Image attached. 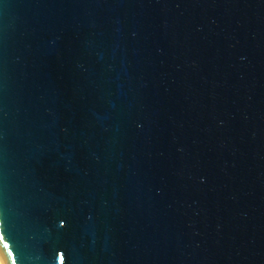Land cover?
I'll use <instances>...</instances> for the list:
<instances>
[{"label":"water","instance_id":"95a60500","mask_svg":"<svg viewBox=\"0 0 264 264\" xmlns=\"http://www.w3.org/2000/svg\"><path fill=\"white\" fill-rule=\"evenodd\" d=\"M0 264H264V0H0Z\"/></svg>","mask_w":264,"mask_h":264}]
</instances>
